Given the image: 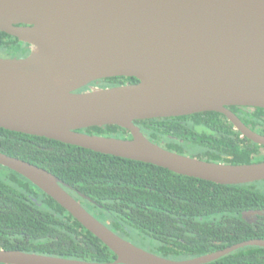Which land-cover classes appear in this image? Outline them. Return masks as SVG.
I'll return each mask as SVG.
<instances>
[{
    "label": "water",
    "instance_id": "water-1",
    "mask_svg": "<svg viewBox=\"0 0 264 264\" xmlns=\"http://www.w3.org/2000/svg\"><path fill=\"white\" fill-rule=\"evenodd\" d=\"M0 31L30 50L25 58L0 57V128L220 185L264 181V161L233 165L180 154L135 124L222 112L264 145L226 109L264 108V0H0ZM114 77L139 82L91 85ZM107 125L130 137L82 131ZM0 165L53 198L116 255L97 262L0 248V264H207L264 248V239H251L190 259L162 257L111 230L44 168L2 152Z\"/></svg>",
    "mask_w": 264,
    "mask_h": 264
},
{
    "label": "trees",
    "instance_id": "trees-1",
    "mask_svg": "<svg viewBox=\"0 0 264 264\" xmlns=\"http://www.w3.org/2000/svg\"><path fill=\"white\" fill-rule=\"evenodd\" d=\"M27 46L0 31V57L25 58L30 54ZM105 80L106 87L139 82L133 77ZM215 115L207 112L137 120L135 124L160 146L203 158L198 152L200 145L208 148L216 139L199 135L194 125L208 123L216 127ZM82 131L120 136L125 130L107 125ZM218 143L233 148L236 163L252 162L233 139ZM206 151L210 157L219 158L216 150ZM0 152L44 168L88 196L96 204L87 203L98 211L99 220H107L111 230L162 257L185 260L247 240L264 239V216L259 224L242 218L250 211L264 212V181L220 185L153 164L3 128ZM0 248L97 262L116 259L99 238L53 198L1 165ZM207 264H264V248L239 249Z\"/></svg>",
    "mask_w": 264,
    "mask_h": 264
},
{
    "label": "flooded vegetation",
    "instance_id": "flooded-vegetation-1",
    "mask_svg": "<svg viewBox=\"0 0 264 264\" xmlns=\"http://www.w3.org/2000/svg\"><path fill=\"white\" fill-rule=\"evenodd\" d=\"M105 82L106 80L103 79V80H100L99 83L93 82L91 85L105 88L106 87L104 85ZM125 84H135V83H131L130 81H125L121 85H125ZM116 86H119V85H116ZM110 87H114V86H110ZM83 90H86V89H83ZM226 109L232 112L233 114H235L243 122V124H245L248 128H250L254 133L264 137V108H256V107H250V106H227ZM202 113H207V112H202ZM213 113H216V115L213 117L215 120L214 126L216 127L211 128V126L207 125L208 123L201 124V125H197V124L194 125V129H195L194 131L198 133L199 135L201 136L207 135L212 138L214 137L216 139V142H211V144H214V145L207 146L208 148H204V146L200 145V147L198 148V152L199 154H201L203 158H198V159L205 160L208 162L233 164V165L252 164V163H258V162L264 161V145L263 144H259L255 142L254 140L250 139L249 137H247L246 135H244L228 119L226 114L222 112H213ZM197 114H201V113H197ZM188 116H191V115H188ZM121 135L130 137V133L128 131H124ZM229 138L233 139V141L237 143L239 149L242 152L250 155V160L252 162L236 163L234 161L235 158H234V155H232L233 148L228 147L227 145L223 143H218V141H224L227 143V140ZM205 149L210 150V151L216 150L217 151L216 153L219 155V158L210 157L209 155L210 153L207 152ZM65 189L75 199L80 201L83 207L86 210H88L93 216H95L96 218H100L99 217L100 215H98V211H96L94 208L91 207L89 203H87V201H89L91 204H96L93 200H91L88 196L82 194L81 192H78L77 189L72 188L69 185L68 187H65ZM252 212H255V214L251 215L250 213ZM257 212H263V211L256 210V211H250L247 213H243L242 218L246 219L250 223L259 224L264 214H257ZM101 221L107 223L109 226V223L107 222L106 219H103Z\"/></svg>",
    "mask_w": 264,
    "mask_h": 264
},
{
    "label": "rangeland",
    "instance_id": "rangeland-1",
    "mask_svg": "<svg viewBox=\"0 0 264 264\" xmlns=\"http://www.w3.org/2000/svg\"><path fill=\"white\" fill-rule=\"evenodd\" d=\"M16 54V53H15ZM121 137H126V136H124V135H121Z\"/></svg>",
    "mask_w": 264,
    "mask_h": 264
}]
</instances>
